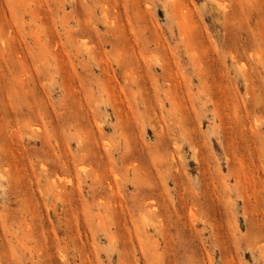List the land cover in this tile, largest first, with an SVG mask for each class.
Here are the masks:
<instances>
[{"label": "rangeland", "instance_id": "rangeland-1", "mask_svg": "<svg viewBox=\"0 0 264 264\" xmlns=\"http://www.w3.org/2000/svg\"><path fill=\"white\" fill-rule=\"evenodd\" d=\"M0 1V264H264V0Z\"/></svg>", "mask_w": 264, "mask_h": 264}, {"label": "bare ground", "instance_id": "bare-ground-1", "mask_svg": "<svg viewBox=\"0 0 264 264\" xmlns=\"http://www.w3.org/2000/svg\"><path fill=\"white\" fill-rule=\"evenodd\" d=\"M109 1L111 2V0H109ZM109 1H107V2L109 3ZM0 2H1V1H0ZM103 2H104V1H103ZM105 2H106V1H105ZM112 2H113V1H112ZM37 3H39V2H37ZM95 3H96V1H95ZM113 3H114V2H113ZM43 4H44V3H43ZM111 4H112V3H111ZM111 4H110V5H111ZM101 5H102V4H101ZM120 6H121V5H120ZM102 7H103V5H102ZM107 7H108V5H107ZM113 7H115V6L113 5ZM113 7H112V8H113ZM103 8H104V7H103ZM105 8H106V7H105ZM105 8H104V9H105ZM112 8H111V9H112ZM115 8H117V7H115ZM104 9L102 10L103 13L105 12ZM122 9H123V7H122ZM127 9H128V8H127ZM112 10H115V9L113 8ZM116 10H117V9H116ZM2 12H3V11H2ZM103 13H101V16L104 15V18H103V17H102V18L106 20V18H107V17L105 16L106 14H105V13L103 14ZM47 14H48V13H47ZM2 18H3V17H2ZM181 19H182V18H181ZM34 20H35V19H34ZM39 20H40V19H39ZM85 20H86V19H84V21H85ZM84 21H83V22H84ZM106 21H107V20H106ZM179 21H180V20H179ZM180 24H181V23H180ZM81 25H82V24H81ZM82 26H83V25H82ZM111 26H113V24H112ZM6 28H7V27H6ZM87 30H88V29H87ZM120 30H121V29H118V31H120ZM116 32H117V31H116ZM7 36H8V35H7ZM0 41H1V40H0ZM1 44H2V43H1ZM5 44H6V43H5ZM155 44H156V43H155ZM133 45H134V44H133ZM3 46H4V45H3ZM88 48H89V47H88ZM135 63H136V62H135ZM159 64H162V63H159ZM142 66H143V65H142ZM143 69H144V68H143ZM134 71H135V70H134ZM138 71H140V70H138ZM138 74H139V72H138ZM139 79H140V78H139ZM167 84H168V83H167ZM151 91H152V90H151ZM152 97H153V96H152ZM167 98H168V97H167ZM257 99H258V98H257ZM260 99H261V98H260ZM142 103H143V102H142ZM257 103H258V102H257ZM260 103H261V102H260ZM146 104H147V103H146ZM256 105H259V104H256ZM256 105H255V106H256ZM170 107H171V106H170ZM34 111H35V110H34ZM149 114H150V113H149ZM170 118H171V117H170ZM169 122H170V121H169ZM159 123H161V122H159ZM162 124H163V123H162ZM163 125H164V124H163ZM254 125H256V124H254ZM160 126H161V124H160ZM174 126H175V125H174ZM160 128H162V127H160ZM163 128H164V127H163ZM32 130H34V129H32ZM165 130H166V129H165ZM165 130H164L163 132H165ZM176 130H177V129H176ZM160 131H161V130H160ZM176 132H177V131H176ZM160 133H161V132H160ZM163 134H164V133H163ZM165 134H166V133H165ZM168 134H169V133H168ZM1 136H2V135H1ZM163 136H164V135H163ZM169 136H170V135H169ZM172 136H173V135H172ZM164 137H165V136H164ZM164 137H163V138H164ZM166 137L168 138V135H166ZM166 137H165V138H166ZM79 138H80V137H79ZM79 138H78V139H79ZM165 140H166V139H165ZM167 140H168V139H167ZM54 141H55V140H54ZM79 141H80V140H79ZM163 142H164V141H163ZM166 143H167V142H166ZM174 143H175V141H174ZM79 144H80V143H79ZM163 144H164V143H163ZM56 145H57V144H56ZM164 146H165V145H164ZM44 148H45V147H44ZM83 153H84V152H83ZM59 154H60V153H59ZM172 155H173V154H172ZM64 157H65V156H64ZM63 159H64V158H63ZM41 162H43V161H41ZM65 163H66V162H65ZM169 163H170V162H169ZM176 163H177V162H176ZM62 165H63V164H62ZM45 166H46V165H44V167H45ZM42 167H43V166H42ZM65 167H66V166H65ZM56 168H57V167H56ZM138 168H139V167H138ZM134 169H135V168H134ZM141 169H142V168H141ZM146 170H147V169H145V171L143 172V174L146 172ZM137 171H138V170H137ZM142 171H143V170H142ZM144 175H145V174H144ZM53 180H54V179H53ZM77 180H78V179H77ZM51 181H52V180H51ZM236 181H237V180H235V182H236ZM142 182H143V181H142ZM74 183H75V182H74ZM107 184H108V183H107ZM250 184H251V183H250ZM142 186H143V185H142ZM251 186H252V185H251ZM139 187H140V186H139ZM147 187H148V186H147ZM243 187H244V185H243ZM142 188H143V187H142ZM148 188H149V187H148ZM145 190H147V189L145 188ZM76 196H77V195H76ZM145 199H146V198H145ZM143 201H144V200H143ZM146 201H147V200H146ZM101 202H102V201H101ZM143 204H144V203H143ZM145 206H146V205H145ZM117 212H118V210H117ZM118 214H119V213H118ZM190 215H191V214H190ZM191 216H192V215H191ZM25 228H26V227H25Z\"/></svg>", "mask_w": 264, "mask_h": 264}]
</instances>
